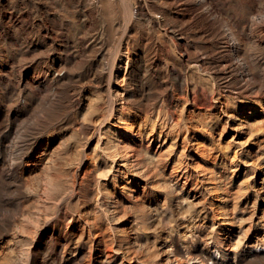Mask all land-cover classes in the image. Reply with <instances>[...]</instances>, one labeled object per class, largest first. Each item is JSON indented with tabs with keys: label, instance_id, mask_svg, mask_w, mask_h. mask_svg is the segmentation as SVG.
I'll return each instance as SVG.
<instances>
[{
	"label": "rangeland",
	"instance_id": "obj_1",
	"mask_svg": "<svg viewBox=\"0 0 264 264\" xmlns=\"http://www.w3.org/2000/svg\"><path fill=\"white\" fill-rule=\"evenodd\" d=\"M260 3L0 0V122L33 138L0 264H264V66L222 57L224 24L264 57Z\"/></svg>",
	"mask_w": 264,
	"mask_h": 264
},
{
	"label": "bare ground",
	"instance_id": "obj_2",
	"mask_svg": "<svg viewBox=\"0 0 264 264\" xmlns=\"http://www.w3.org/2000/svg\"><path fill=\"white\" fill-rule=\"evenodd\" d=\"M248 14H250L249 21L251 23H255V20L264 19V4L260 3L258 5L256 13L253 14L248 10ZM230 25L224 24L222 30V35L226 40L222 57L227 62V71L235 73V77H238V79L254 78L255 68L253 65L257 67L264 66V57L255 55L250 57V60L246 54V42L240 39L234 26ZM262 39V37L254 38L252 40V48L257 47ZM54 75L55 73L53 72L48 73L49 79H52ZM239 88L240 90H245L244 85ZM23 127L22 129L10 117L6 118L4 122L2 120L0 122L2 132L0 133V178L5 182L3 183V191L0 192V221L4 220L9 210L20 208L18 203L13 202V197L7 191L17 192L19 190V183H21L22 177L21 172L17 169L29 144L33 141L29 131L30 127L27 124L23 125ZM50 235L53 236L52 252L58 254L67 246L69 240L66 236L53 231H50Z\"/></svg>",
	"mask_w": 264,
	"mask_h": 264
}]
</instances>
